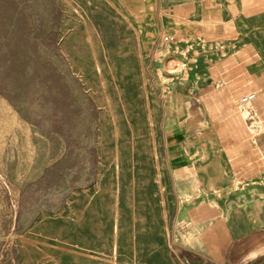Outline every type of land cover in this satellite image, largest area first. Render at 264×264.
<instances>
[{
	"label": "rangeland",
	"instance_id": "rangeland-1",
	"mask_svg": "<svg viewBox=\"0 0 264 264\" xmlns=\"http://www.w3.org/2000/svg\"><path fill=\"white\" fill-rule=\"evenodd\" d=\"M155 6L0 0V264H214L179 212L264 202V0L150 47Z\"/></svg>",
	"mask_w": 264,
	"mask_h": 264
},
{
	"label": "crops",
	"instance_id": "crops-1",
	"mask_svg": "<svg viewBox=\"0 0 264 264\" xmlns=\"http://www.w3.org/2000/svg\"><path fill=\"white\" fill-rule=\"evenodd\" d=\"M154 2L157 34L153 40L146 37L150 47L156 45L160 35L180 29L182 23H221L231 15L229 6L237 0H179L170 4L172 10L168 12L163 10L162 0ZM174 223L175 233L178 230L176 239L181 245L177 250L199 251L205 255V261L214 264H264V202L261 199L238 202L223 211L208 205L194 207L180 211Z\"/></svg>",
	"mask_w": 264,
	"mask_h": 264
},
{
	"label": "bare ground",
	"instance_id": "bare-ground-1",
	"mask_svg": "<svg viewBox=\"0 0 264 264\" xmlns=\"http://www.w3.org/2000/svg\"><path fill=\"white\" fill-rule=\"evenodd\" d=\"M122 20V19H121ZM120 21V20H119ZM123 24V23H122ZM114 27H115V25H114ZM117 27V26H116ZM89 30V29H88ZM91 34V33H90ZM117 34V33H116ZM118 34H119V31H118ZM124 34V33H123ZM122 35V34H121ZM96 36V35H95ZM109 37V36H108ZM92 38V37H91ZM98 40V39H97ZM99 41V40H98ZM97 42V41H96ZM100 42V41H99ZM109 42V41H108ZM107 42V43H108ZM101 43V42H100ZM93 44V43H92ZM99 44V43H98ZM95 45V44H94ZM107 45V44H106ZM92 46V45H91ZM96 46V45H95ZM108 47V46H107ZM92 48V47H91ZM94 49H96V48H94ZM102 49V48H101ZM95 51V50H94ZM97 53H98V51H97ZM97 55H99V54H97ZM94 58H95V56H94ZM98 61V60H97ZM96 61V62H97ZM106 61H109L108 62V69L112 72L113 71V67H114V65H113V61L112 60H109V58L106 60ZM110 61H112L111 63H110ZM98 63V62H97ZM95 65V64H94ZM100 65V64H99ZM97 66V65H96ZM96 69V68H95ZM98 69V68H97ZM101 70V69H100ZM97 71V70H96ZM98 71H99V69H98ZM101 74V73H100ZM0 108H1V110H2V112L5 114V116H6V118L4 119V124H5V130H8V128L10 127V126H12V125H15V126H20L19 125V122H18V118H17V115L15 114V112L7 105V103H5L4 101H1V105H0ZM9 110H11V112H12V114H11V116L10 115H8L9 113ZM0 121H1V119H0ZM22 127V126H21ZM28 129V128H27Z\"/></svg>",
	"mask_w": 264,
	"mask_h": 264
},
{
	"label": "built area",
	"instance_id": "built-area-1",
	"mask_svg": "<svg viewBox=\"0 0 264 264\" xmlns=\"http://www.w3.org/2000/svg\"><path fill=\"white\" fill-rule=\"evenodd\" d=\"M166 38H170L172 39V37H162V39H166ZM256 98V93L255 92H247L245 94H242L239 98H238V104L240 106H245L247 104H249L250 102L254 101Z\"/></svg>",
	"mask_w": 264,
	"mask_h": 264
}]
</instances>
